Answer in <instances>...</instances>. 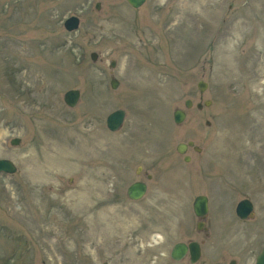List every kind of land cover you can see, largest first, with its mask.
Returning <instances> with one entry per match:
<instances>
[{
    "label": "rangeland",
    "instance_id": "374dc122",
    "mask_svg": "<svg viewBox=\"0 0 264 264\" xmlns=\"http://www.w3.org/2000/svg\"><path fill=\"white\" fill-rule=\"evenodd\" d=\"M72 15L81 23L68 31ZM259 81L264 0H0V158L18 167L0 173V264H192L171 258L190 240H204L196 264H221L218 221L242 197L264 221ZM69 89L81 92L75 107L64 101ZM201 98L212 105L186 108ZM177 108L187 111L181 124ZM117 109L126 114L113 132L106 118ZM81 138L97 145L77 157ZM188 141L202 152L190 148L185 162L176 146ZM137 180L148 191L133 201ZM200 194L210 199L211 240L196 229Z\"/></svg>",
    "mask_w": 264,
    "mask_h": 264
},
{
    "label": "water",
    "instance_id": "95a60500",
    "mask_svg": "<svg viewBox=\"0 0 264 264\" xmlns=\"http://www.w3.org/2000/svg\"><path fill=\"white\" fill-rule=\"evenodd\" d=\"M145 1L146 0H128V2L136 8L143 5ZM97 8H100V3L97 4ZM79 23H80L79 18L73 16L66 20L65 26L68 30H74L79 27ZM97 58H98L97 53H92V59L95 61L97 60ZM112 65L115 66V61H113ZM111 84L112 87L116 89L119 85V81L116 78H113ZM198 87L201 93H203L208 88V83L201 80L198 83ZM79 98H80V91L77 89L69 90L64 95L65 102L71 107H74L77 104ZM211 104H212V100L209 99L204 102L197 103V107L199 109H202L204 105L211 106ZM186 106L188 108H191L193 106V101L191 99H188L186 101ZM185 118H186V112L184 110L182 109L175 110L174 119L176 123L178 124L182 123L185 120ZM124 119H125V111L123 109H118L108 115L107 126L111 131H117L122 126ZM207 124L210 125V122L207 121ZM19 143H20L19 138H15L12 140V144L14 145H18ZM189 146H194V143L192 141H190L189 143H183V142L179 143L177 145V151L180 154H185ZM194 148L197 151H201V148H199L198 146H195ZM189 160L190 157L186 156L185 161H189ZM0 171L14 173L17 171V167L9 159H0ZM146 192H147V184L142 181H137L130 185L128 189V196L133 200H138L143 198ZM245 205L248 206L247 201L241 202L238 207V214L240 216H245L244 213L246 211V207H244ZM194 209H195V213L198 216H205V214L208 212V198L206 196L196 197L194 202ZM189 248L191 250V262L195 263L196 261H198L201 255V249L198 242H191L189 243V245H187L184 242L177 243L172 250V257L176 260L182 259L188 252ZM258 263L264 264V252L262 255L258 257Z\"/></svg>",
    "mask_w": 264,
    "mask_h": 264
},
{
    "label": "flooded vegetation",
    "instance_id": "af4514ba",
    "mask_svg": "<svg viewBox=\"0 0 264 264\" xmlns=\"http://www.w3.org/2000/svg\"><path fill=\"white\" fill-rule=\"evenodd\" d=\"M243 200H248L251 207V209L247 208L244 212L246 213L244 218L238 215L236 206L234 205L232 208L234 210V215L227 219L224 216L222 221H218L217 230L219 231L218 233L220 236L218 247L221 252V264H259L258 257L263 252L264 248V221L258 222L259 217L257 207L251 198L244 196L237 202V204ZM210 208L211 205L209 202V212L200 218L194 213V215L198 218V221L196 222V229L199 233L205 234L207 240H211V235L214 230L212 221L209 219ZM225 208L226 206H223L221 209ZM224 223L228 224L227 228L224 227ZM240 235L243 236L242 239H240ZM235 240H240V243L242 241V245L240 246L239 244L236 246ZM192 241L197 240H190L187 243ZM198 242H200L202 257L203 251H205L204 240ZM253 256L254 258L252 259L243 258ZM185 257H189L191 262V252H187Z\"/></svg>",
    "mask_w": 264,
    "mask_h": 264
},
{
    "label": "bare ground",
    "instance_id": "6f19581e",
    "mask_svg": "<svg viewBox=\"0 0 264 264\" xmlns=\"http://www.w3.org/2000/svg\"><path fill=\"white\" fill-rule=\"evenodd\" d=\"M197 1L198 2H203V3L206 4L208 1H212V0H197ZM125 69H126V67H125ZM147 78H150V77H147ZM154 82L156 83L155 79H154ZM167 84H168V82H167ZM263 84H264L263 81L256 82V85L259 86V87H262ZM160 85H161V83H160ZM165 86H166V84H165ZM79 135H80V133H78V136ZM78 142H79V144L76 146V155H77V157H79L81 155H87L90 151L92 152V150H94V148L97 145V142L95 140H93V139H91V140L87 139L86 140V138H81V139L78 140ZM38 171H39V169H36V171H34V173L35 174H40ZM120 221H122V222L120 223L119 227H120V229L122 231L123 236H125L126 233H127V228H128V226H126V225L128 224L129 220L128 219H123V220L120 219ZM144 237H145L144 240H146L147 234H144ZM159 237L160 236H158V234H151L150 235V239L154 243H158ZM132 244H134V240H131V245Z\"/></svg>",
    "mask_w": 264,
    "mask_h": 264
}]
</instances>
